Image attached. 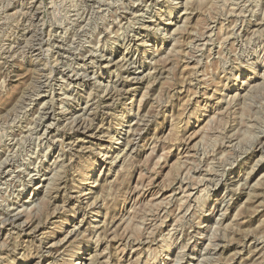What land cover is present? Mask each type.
<instances>
[{
  "label": "rangeland",
  "instance_id": "obj_1",
  "mask_svg": "<svg viewBox=\"0 0 264 264\" xmlns=\"http://www.w3.org/2000/svg\"><path fill=\"white\" fill-rule=\"evenodd\" d=\"M0 264H264V0H0Z\"/></svg>",
  "mask_w": 264,
  "mask_h": 264
},
{
  "label": "bare ground",
  "instance_id": "obj_2",
  "mask_svg": "<svg viewBox=\"0 0 264 264\" xmlns=\"http://www.w3.org/2000/svg\"><path fill=\"white\" fill-rule=\"evenodd\" d=\"M123 153V152H122ZM127 163V162H126ZM98 238V237H97Z\"/></svg>",
  "mask_w": 264,
  "mask_h": 264
}]
</instances>
